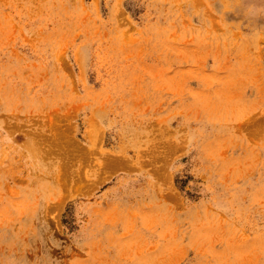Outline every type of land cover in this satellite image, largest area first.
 Masks as SVG:
<instances>
[{
    "label": "rangeland",
    "instance_id": "1",
    "mask_svg": "<svg viewBox=\"0 0 264 264\" xmlns=\"http://www.w3.org/2000/svg\"><path fill=\"white\" fill-rule=\"evenodd\" d=\"M0 264H264V0H0Z\"/></svg>",
    "mask_w": 264,
    "mask_h": 264
}]
</instances>
